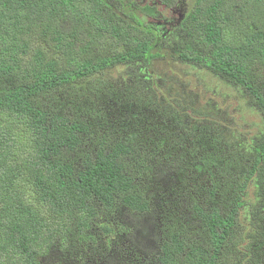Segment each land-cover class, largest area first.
I'll return each instance as SVG.
<instances>
[{"label": "trees", "instance_id": "16d2710c", "mask_svg": "<svg viewBox=\"0 0 264 264\" xmlns=\"http://www.w3.org/2000/svg\"><path fill=\"white\" fill-rule=\"evenodd\" d=\"M178 2L0 0V264H82L120 234L149 264H264V0H195L166 35L148 22ZM170 55L229 85L258 124L231 98L160 94L150 66ZM141 122L177 125L189 183L210 185L175 199L183 224L166 240L161 189L140 181L175 187L180 168L138 150L126 132ZM101 264L133 263L113 250Z\"/></svg>", "mask_w": 264, "mask_h": 264}, {"label": "rangeland", "instance_id": "374dc122", "mask_svg": "<svg viewBox=\"0 0 264 264\" xmlns=\"http://www.w3.org/2000/svg\"><path fill=\"white\" fill-rule=\"evenodd\" d=\"M146 2V0H143ZM195 3V0H179L177 7L171 8L170 11H165L163 16H159L158 20L149 19V23L157 22L159 28H161L165 18L174 20V29L179 24V19L184 16L192 4ZM168 9V8H167ZM173 29V30H174ZM118 71L124 72V69L117 68ZM125 75V74H123ZM150 75L153 76L155 83L158 85L161 93H168L171 97H176V95L188 97L189 92L198 93L197 98L195 99L201 105L209 104L211 106L214 104H221L224 102V98H228V105L231 106V109H236L243 112L241 117L242 120L246 121L249 126H255L258 124L252 115H248L246 110L243 107H240L239 102L236 103L232 100V88L225 84L222 80L216 79L217 77L212 75L208 70L198 68V66L181 63L178 58H174L172 55L167 57L157 58L150 66ZM236 98V97H235ZM50 106L51 103H46L45 106ZM239 105V106H238ZM235 106V107H234ZM123 114H118L113 119L121 118V121L126 118ZM119 123V121H116ZM122 126L125 123H122ZM247 126V125H246ZM167 134H170L168 142H163V137ZM254 131V129H252ZM137 133V140L141 147L138 148L139 151L142 149L152 152L154 156L162 158V161L173 166L180 168V177H178L177 184L178 186L165 188L160 185L153 183L152 174L145 175L141 177L140 186L142 189L151 190L161 189L160 192L156 193V196L162 201L161 207L158 209V223L160 225L159 234L163 239L166 240V236L169 234V231L175 226L182 225V219L180 214L176 213L174 208V201L177 198H180L182 195L186 194V197L192 198L195 196L197 199L198 196L194 195L193 189L196 188L200 193L199 196H203L210 185L208 180L203 178L194 179L193 183H189L190 175L194 172L193 163L195 162V157L191 153V147L184 140L182 130L175 125L174 127H169L167 130L164 127L155 126L153 123L141 122L136 126H132L126 133ZM127 136V135H126ZM115 137V136H114ZM115 138H118L117 136ZM118 140V139H117ZM163 143V144H162ZM84 148L93 150L95 146L90 142H87V146ZM82 151L76 155V159L80 160L82 157ZM130 169L135 173L136 164L131 163ZM193 167V168H192ZM118 213L117 210L111 216L106 214L102 219V222L109 223L110 225H115L118 222ZM111 245H107L101 239L98 243L99 250L94 253L92 251H84L81 255L79 263L82 264H101L103 259L109 255L113 250L119 251L122 255L133 264H149V259L142 256L141 254H136L127 240L123 235H119L118 238L115 237L110 241Z\"/></svg>", "mask_w": 264, "mask_h": 264}, {"label": "flooded vegetation", "instance_id": "af4514ba", "mask_svg": "<svg viewBox=\"0 0 264 264\" xmlns=\"http://www.w3.org/2000/svg\"><path fill=\"white\" fill-rule=\"evenodd\" d=\"M154 24L157 25L158 23L154 22ZM173 27H174V20L165 18L161 26L162 30L164 31V35L171 33V31L174 29Z\"/></svg>", "mask_w": 264, "mask_h": 264}]
</instances>
